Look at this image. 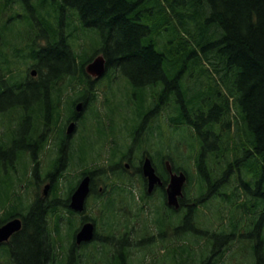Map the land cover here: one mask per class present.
Returning a JSON list of instances; mask_svg holds the SVG:
<instances>
[{"label": "trees", "instance_id": "obj_1", "mask_svg": "<svg viewBox=\"0 0 264 264\" xmlns=\"http://www.w3.org/2000/svg\"><path fill=\"white\" fill-rule=\"evenodd\" d=\"M36 1L0 0V10L2 12L9 5H18L9 11L12 16L10 19L25 21L22 9L32 11L30 7H35ZM51 1H54V7L45 6V3L50 4ZM51 1L42 0L43 7L38 11L47 27L46 32L39 28L40 25L36 27L27 24L30 26V57L25 62L34 60L37 63L34 67L40 72V76L32 81L31 107L28 108L27 116L16 113L17 116L21 115L22 123L13 125L14 120L8 119L7 128L13 133L29 130L34 138L31 142L38 141L42 148L54 140L52 144L55 149L50 148L48 153L55 152L53 161L44 172L36 165L32 175L34 182H26L38 184L44 179L49 180L52 196L45 201L37 196L28 206L21 204V209L18 206L7 207L8 199L17 195L13 190L14 183H24L27 177V166L24 165L19 176L18 164L24 154L16 150L17 145L9 151L0 149V172H6L0 178V186L4 189L0 193V225L12 218L23 219L22 229L15 233L8 245L1 246L10 262L13 259L15 264H50L54 260L57 238L52 233L58 231L56 222L59 204L62 201L69 208L71 191L81 177L87 174L97 177V174L106 172L108 180V171L113 175L107 184V191L98 192L95 187L96 191L93 193V197L102 199L104 206V219H101L107 224L104 233H114V226L119 220H114L115 211L118 212L114 204L118 197L128 196V204L131 208L134 207L136 219L149 209L145 208V204L155 194H143L139 200L134 188L122 182V172L115 171L111 166L127 150L122 149L118 143L119 134L115 130V118L112 117L119 110L117 102L121 101L116 98V92L111 88L110 92L105 89V93L109 92L111 96L107 95L103 101L109 111L105 115L97 111L92 120L89 117L87 120L85 115L86 118L82 120L84 128L77 146H72L74 140H70V144L67 141L68 136L70 137L66 134L67 122L77 115L86 114L91 107L89 105L99 97L95 89L101 82L92 80L85 68L93 57L102 53L107 59L108 76L114 77L116 73L111 70L119 69L131 88V97L136 107L126 126L132 131L134 143L142 148L147 137L156 135L157 139H162L164 133L171 130L170 133L176 132L173 135H180L181 143L187 142L191 146L197 171L196 193H191L186 185L184 196L180 199L181 207L174 211L165 206L162 199L164 195L159 194V200L164 205L159 210L158 220L156 221L152 208L149 209L152 222L151 217L145 215V222L149 225L158 223L161 242H164V232H167L169 215H173L176 222L175 235L180 234L184 241L172 249H168V243L162 246L163 249H168L169 259H175L177 264L186 263L192 255V249L202 245L200 239L207 238L208 242L204 245H210L211 250L202 256L198 264H216L221 245L233 241L235 237L237 245L240 244L239 249L246 245L247 255L253 256V264H264V0H145L142 3H139L141 0ZM68 5L80 27L73 24L70 16L68 19L65 8ZM43 10L46 12L43 13ZM78 28L96 30L98 45L89 54L87 51L77 52L74 49L72 40L74 42V30ZM162 34H165L166 41L160 45L159 37ZM207 34L208 38L205 36ZM47 36H51V39L42 45L40 40ZM205 60L209 62V66ZM16 70L19 68L16 67ZM193 71L199 76L207 77L208 83L200 84L197 88L190 87V78L200 79L197 76L196 79L191 77ZM111 82L110 80L109 84ZM156 85L160 87L158 91L155 89ZM148 87L153 89L157 102L146 115L144 101L147 95L144 89ZM80 101L84 102V106L77 113L76 105ZM12 110L18 111V106L15 105ZM231 110L235 120L231 116ZM3 111L5 109L0 105V112ZM163 111L168 112L167 130L160 129L157 121ZM92 132L98 133L102 141H106L108 132H111L110 138L112 142H116L109 153H105L108 163L103 166L100 165L103 156L97 152L98 149L85 145V142L95 139L86 136ZM187 133H190V137ZM2 136L3 131L0 132V146ZM154 158L158 163L162 159L159 155ZM169 158L173 159L171 155ZM211 162L225 164V170L219 174L218 165L213 169ZM66 166L69 171L72 169L76 172L77 179L74 187H70L67 198L62 199L60 191L64 174L61 171ZM174 166L176 172L187 171L186 167ZM241 168L250 173L252 180H246L240 175ZM186 174L191 185L192 177L188 171ZM238 175L241 177V186L234 187L231 180ZM239 187H242L240 192ZM248 193L251 197L244 198ZM240 197L241 200H238ZM215 200L220 202L214 214L215 219L220 222V228L211 231L208 220L202 221V217L209 218L204 208H208L209 203ZM226 207H230L228 211ZM239 208L248 217H245L246 224L241 227L236 212ZM68 210L71 213L67 218L70 228L74 211ZM50 216L55 221L52 228L48 224ZM60 219L59 213V249H62ZM253 219L257 220L256 231L247 233L249 221ZM244 228V231L240 230ZM128 230L130 231L129 226ZM76 231L77 228L69 237V248L62 251L59 264H72L74 261L78 264L76 260L80 253L73 242ZM208 231L212 233L210 237ZM148 232L150 233L145 226L140 234L142 240L137 244L142 247V251L146 250L141 258L143 261L149 247L153 245L152 241L142 244L146 237L152 235ZM107 248L96 247V251L102 253V258L108 260L107 264H130V246L125 249L119 246L108 251ZM67 259L68 262L65 263Z\"/></svg>", "mask_w": 264, "mask_h": 264}, {"label": "rangeland", "instance_id": "obj_2", "mask_svg": "<svg viewBox=\"0 0 264 264\" xmlns=\"http://www.w3.org/2000/svg\"><path fill=\"white\" fill-rule=\"evenodd\" d=\"M34 1V0H32ZM51 1V0H50ZM138 1V0H137ZM142 1L145 0H141L139 3H142ZM45 6H49L50 8L54 7V1H51L50 4L45 3ZM150 6V5H148ZM42 0H37L35 2V8L39 9L42 8ZM66 8V13L68 14V19L69 16L71 17V19H73V24L75 26L78 25V27H80V24H78L77 18L74 14H72V12H70L69 10H72V8H70V6L65 7ZM13 26H15L16 28H20L23 25L20 23H17L15 20L12 21ZM193 28V25H192ZM194 30V28H193ZM165 33H167L168 31H164ZM74 36H75V40L73 42L72 40V44L74 43V49L77 52H84L87 51V53H91V51L93 50L94 47H96L98 45V35L96 34V30L94 28H87V29H82V28H78L77 30H74ZM207 38L209 37V34L205 35ZM215 38V35L213 36V40ZM211 39V38H210ZM166 41V36L165 34H162L159 37V43L160 45H163ZM102 54V53H100ZM99 54V55H100ZM96 55L95 57L99 56ZM93 57V58H95ZM211 61V60H210ZM205 63H208L207 65L209 66V62L207 60L204 61ZM212 62V61H211ZM198 68L200 69V66L198 65ZM191 77H195L200 78L199 80H194V78L189 79V86L190 87H198L200 84H207L208 83V79L207 77L205 78L204 76H199L197 74V72L193 71L191 73ZM118 75V76H116ZM114 78L115 81L113 83L115 84H120V85H115V84H106L104 81L101 82L100 84H98L97 89H95L98 94H99V99L94 102V104L90 107L89 110H87L86 115L87 117H89V119L91 118V113L97 112L99 110L102 109L101 107V103H105V102H101L103 101L107 95L110 96L109 92H110V88L111 90H113V92L117 93V97L120 100H123V102H119L118 103V107L120 108L119 111H117L112 117L115 118V125H116V132L119 134L118 135V143L120 145V147L122 149L126 148L128 149L130 147V145H133L130 140L128 139V137L124 134L127 133L129 131V128L127 125L128 120L130 117H132L134 108L136 107L135 103L132 100L131 97V93L129 92L130 90L127 88L128 86L126 85L127 83L125 82L126 80L123 79L121 73H117ZM92 77V76H91ZM126 83V84H124ZM115 86H117L119 88V92H125L126 94L123 95L122 93L119 94V92L117 91V89L115 88ZM105 89H107L109 92L105 93ZM115 93V96H116ZM153 93V92H152ZM133 95V94H132ZM111 97V96H110ZM206 101V100H205ZM108 111V109H107ZM109 112V111H108ZM231 116L232 115V110H231ZM234 120L235 117L233 116ZM7 118H3V121H7ZM157 121L160 124V129L163 130V128H165L167 130V125H168V112L167 111H163L161 118L157 119ZM0 123H1V119H0ZM84 127L81 126V129L76 130L75 133L72 136L71 140L73 141V146L76 145L77 139L79 137V133L80 131H82ZM5 129V126H1L0 125V131ZM171 130H169V132L166 131V133H164V137L162 139H157L156 135L147 137V140L145 142L146 147L148 148V150L154 154V157L157 156L156 152L159 149H166L167 147L170 148V155L173 159H169L167 157V161H169L170 163L176 165V166H182V167H186V170L189 172L190 177H192V184L190 185L189 182L187 181L185 183L184 186V190H183V196H184V191L186 189V185L190 188V192L195 194L196 193V189H195V184H196V178H197V171H196V167L194 165V161H193V157H192V150H191V146L187 143V142H180V135L177 133L176 135L174 132H171ZM188 137H190V133H187ZM173 136V138H172ZM53 141H50V144H48L43 152L41 153V155L38 154V156L33 157L32 155H24L22 157V159L20 160V163L18 164V175L20 176V174L23 171L24 165L27 166V177L24 180V183H21L19 181H17L16 183H14V191L17 195H13L10 197V199H8L7 201V207L9 206L10 208H14L15 206H18L20 209V205L22 204V206H28L30 204L31 201H33V199L37 196H41L44 198H48L50 199L52 196L51 190L49 189L47 194L44 193L45 187L46 185L49 184V180L44 179L42 181H40L38 184H26V182L28 180L33 181L32 179H34V177H32V170L33 168L37 165L38 168H40V170L42 172H44L46 170V168L49 166V163H51V161H53V158L55 157V152H51V154H48L50 152V148L55 149V147L52 144ZM86 148V147H85ZM87 149V148H86ZM111 149V148H110ZM97 152H99L102 156H103V160L100 161V165L103 166L105 163H108V159H106V154L105 153H109L108 149L105 148H99L97 150ZM180 152V154H175V153ZM186 157V158H184ZM37 160V162L39 163H35ZM36 165H35V164ZM211 164L214 166L213 169H215V166L217 163H213L211 162ZM217 171L220 173H222L225 170L226 165L225 164H217ZM69 168L66 166L62 172H65V175L62 177L61 179V191H60V198L62 199H66L68 193L70 192V187L74 186V184L76 183V172L74 170H70L68 171ZM186 171V173H187ZM242 172V173H241ZM241 172L240 175L245 177L246 180H252V177H250V173L246 172V170L244 171V169L241 168ZM109 175H110V180L113 178L112 172L108 171ZM6 174V172L4 170H2L0 172V178H2V176H4ZM243 174V175H242ZM12 175H15L12 173ZM188 176V174H187ZM94 178L97 179L98 183L96 184V190H98V192H103L105 191L108 187L107 184L109 183L110 180H108L109 178L107 177L106 172L103 173L101 172L100 174H97V177L94 175ZM189 178V177H188ZM232 184L235 186H241V182L234 177L232 180ZM34 182V181H33ZM114 182V180H113ZM254 186V185H252ZM95 190V191H96ZM103 190V191H102ZM242 190V187H239L238 192H240ZM4 189L0 186V193H3ZM96 192V193H98ZM136 193H138V191H136ZM94 195V194H92ZM193 196V195H192ZM251 197V195L248 193L244 198L247 199V197ZM90 198V197H89ZM88 198V202L92 203L93 201L91 199ZM1 200V199H0ZM153 200L159 201V195L155 194L153 196ZM189 200H192L189 199ZM241 200V197L238 199ZM128 196L127 198H125L124 196H120L118 197V200H116V204L118 207H120L123 210V213H128L126 218L124 219L125 221L128 222V226H129V239L127 246L131 247V255H130V259H129V263L130 264H177V261L174 259L170 260L169 259V253L167 252L168 249H172L176 246L181 245V243L184 241L183 238H180V234L175 235V229L170 230V233L167 232L165 234L164 237V242H161L160 240H156V241H152V246L149 247L148 251H147V255L144 258V261L141 260V258L143 257V253L146 251H142V247L137 245L138 242H140L142 240V235L140 236V234H142L144 227L146 226L147 229L150 231V233L148 232V234H153L155 232V225L154 223H152L151 225H149V223L145 222V215L148 216V218L152 217V213L150 212L149 209H146V212L138 219L135 218V213L134 212V207L131 208V205L128 204ZM187 204V202H186ZM220 205V202L215 200V201H211L209 203L208 208H204V211L206 213L209 214V218H207L206 216L202 217V221H204L205 219L208 220V227L211 231L213 230H218L220 228V222L217 221V219H215L214 214H216V210L218 208V206ZM61 206V205H60ZM130 206V207H129ZM230 207H226L227 211L229 210ZM2 209V208H1ZM3 212V209H2ZM61 212H63V218L62 220L60 219L61 223V230H60V235H62V249L60 250V254H59V263L60 260L62 258V251L64 252L65 250H68L69 245H70V238L74 232V230H76V227L78 228L80 226V222L78 221L77 218H74L72 220V223L69 225L67 223V218L69 216L68 212H66V209L63 207L62 209H59V213L61 214ZM239 215V219H240V225L239 227H241V225H245V220L246 216L243 215L242 213V209L239 208L236 211ZM87 213V212H85ZM229 212H226V214ZM134 214V215H133ZM246 217V218H245ZM121 218V217H120ZM120 218H118L120 220ZM77 220V221H76ZM118 220V221H119ZM173 220V224L176 223ZM229 222V219H227ZM248 220V219H247ZM248 222V221H247ZM257 220L253 219L251 221H249V225L248 228L246 230L247 233H251L256 231L257 228V224H256ZM172 223V222H171ZM206 223V222H205ZM49 226L52 228L55 224L54 221V217L50 216L49 217V222H48ZM117 228V235H119V227L116 226ZM246 228L244 229H240L241 231H244ZM263 229V233H264V225L262 227ZM133 231V233H131ZM69 233V234H68ZM212 235L211 232L208 231V237H210ZM53 237L57 238V232H53L52 233ZM190 237L192 238V235L190 234ZM189 237V238H190ZM188 238V235H187ZM149 241V240H148ZM148 241H143L142 244H146V242ZM249 241V239H248ZM99 242V241H96ZM200 244H202L201 246H195L192 249V255L191 257L187 260V262H181V264H198L200 262V260L202 259V256L204 254H208L211 250L210 245H204V243H207V238L204 239H200ZM168 243L169 248H165L163 249L162 246L164 244ZM237 241L236 238H233V241L227 242V243H223L221 245V253L218 255V262L216 264H253L254 259L253 256H249L247 255V247H245L246 245L241 246V248L239 249L238 246L240 244L237 245ZM151 245V244H150ZM148 245V246H150ZM199 245V244H198ZM57 246V245H56ZM96 247L97 245L95 243H90L89 246H85V247H79L77 249V252H79V256L77 258L76 261H78V264H107L108 260H106V258H102V253L101 252H97L96 251ZM60 248V246H59ZM113 247H109L107 248V251ZM246 248V250H245ZM56 251V250H55ZM166 253V254H165ZM0 264H15V262L13 261V259L10 262V258L8 257V254L6 253V251L2 248H0ZM64 255V254H63ZM105 255L107 256V254L105 253ZM186 256V255H185ZM54 258V257H53ZM88 258H90V260L88 261ZM95 258V259H94ZM102 258V260H101ZM108 258V256H107ZM98 259V260H96ZM180 260V258H179ZM93 261H95L96 263H94ZM68 262V259L65 261V263ZM51 264H57L55 262V259L53 260V262ZM72 264H75V261L72 262Z\"/></svg>", "mask_w": 264, "mask_h": 264}, {"label": "flooded vegetation", "instance_id": "obj_3", "mask_svg": "<svg viewBox=\"0 0 264 264\" xmlns=\"http://www.w3.org/2000/svg\"><path fill=\"white\" fill-rule=\"evenodd\" d=\"M16 6L18 5H9L6 10H3L2 12L0 10V105L5 109V111L0 112V117H5L7 119H11L14 121L16 120V122L18 123H22L20 119L21 115L17 116L16 113L17 112L24 113V115L27 116L28 108L30 109L31 107L30 98L32 97L31 92L33 89L32 81L37 79L40 76L39 70L36 67H34V65L37 64L34 60L30 59L27 63L25 62V60L29 59L30 57L29 28L31 25L36 26V27H39L40 25L39 28L43 29L46 32L47 27H45V22L40 19V15L38 14L39 9L33 6L30 7L32 10V11H29L30 13L26 9H22V16L25 17L26 20L18 21L17 23H20L23 26L20 28H16L15 26H13V23H12L13 20L10 19V17L12 16L9 14V11L13 7H16ZM45 12L46 10H43V13ZM27 24H30V26H28ZM50 39H51V36H47L44 39H41L40 41L42 42V45H45ZM16 67L19 68L18 71L16 70ZM33 69H36V74L31 73V70ZM108 72H109V69L105 75L101 77H97V78L92 77V80L99 82V83L104 81L106 84H109V81L111 80L112 81L111 83L115 84L113 83L115 81V78L109 77ZM111 72H114L117 74V73H120V70L112 69ZM115 85H120V84H115ZM126 85L128 86L127 88L131 90L130 86L128 84ZM115 88L119 92V88L117 86H115ZM155 89H157L158 91L160 87L156 85ZM152 91L153 89L151 87H148V89L146 90L144 89V92L147 95V99L144 101V106L146 107V112H147L146 115L149 114L148 110L152 108L157 102V100L154 98V95H153L154 93H152ZM121 93L123 95L126 94L125 92L120 91L119 94ZM116 98H118L117 93H116ZM119 102H123V100L118 101L117 104ZM15 105L18 106V111L12 110V108H14ZM103 107L104 109L107 110V105L105 103L103 104ZM107 112H105V114ZM85 115H86L85 113L81 116L77 115L74 118L69 120V122L76 120L75 131L81 129L82 120L86 118ZM131 132L132 131H128L127 133H125V135L128 137V139L133 145H130V147L126 150V152L121 154V157L117 158V161H115L111 166L114 169H116L115 171L122 172V176H123L122 182H125V184H129L130 186H132L135 190V193L136 191H138L137 196H139L138 197L139 200H141L140 196L143 194H147L148 196H151V195L153 196V194H158V195L163 194L164 197H162V199L165 202V206L169 207L172 211H174L176 208L172 205H169L168 200H167V186L170 182L172 172H176L174 169L175 168L174 164L167 161V157L168 158L170 157V148L167 147L166 149H162L160 151L158 150L156 152L157 156L159 155V157H162V159L160 158L159 163H158L156 162L154 155L148 150V148H145L146 147L144 146L145 143L143 144L142 148L139 147L138 143H134V137L131 138ZM81 135L82 133L80 131L79 137L77 139L75 146H77V144L80 142ZM72 136L73 135H70V137L68 136V140H67L68 144H70L71 142L70 140L72 139ZM86 136L95 138L93 141L85 142V145L88 148L95 147L96 149H99L103 147L105 149L111 150L110 148L116 145V142H112L110 138L111 132H108V138L106 139V141L100 140V135L95 132L87 133ZM145 137H147V134H145ZM20 139L22 140L23 143L20 142ZM32 139L34 140L29 130L24 131V132H14V133L9 131L3 134L2 139H1L2 144L0 146V149L2 151H9L14 145H17L16 150L20 151L24 155H28V156L33 155V154H35L36 156H38V154L41 155L45 147L42 148L41 144L38 141L31 142ZM59 139H60V136H59ZM16 140H18L17 143H16ZM147 158L151 159L153 166L155 167V171L161 180L160 183H157L155 185L152 191L149 190V187H150L149 177L145 175L144 169H143L144 162ZM35 163H39V162H37L36 160ZM160 169H162L164 172H161ZM237 179L241 181L240 175L237 176ZM79 182L80 180L77 182V184ZM97 183H98L97 179H95L92 176L91 182H90L91 192H90L89 199H91L93 202L90 203L88 202V199H87L81 211L72 210L74 211L73 217L77 218L78 221L80 222V226L77 228L76 232H78V230L84 223L92 221L95 225L94 237L92 238L90 242L81 243V244H78L74 237L73 242L75 246L77 247V249L79 247H85V246L87 247L89 246L90 243H95L97 246H103V248H106L109 246V247H113L110 249H115L120 246L122 249H125L128 244L127 240L129 239L128 237L129 230H128V222L125 221L124 219L126 218L128 213H125V212L123 213V210L120 207H118L117 204L115 203L114 207L118 209V212L115 211L116 217L114 218V220L120 217L121 218L118 222H116L114 226L113 234L108 235L107 233H104L103 230L107 224L101 220V219H104L103 218L104 206L101 201L102 199L95 198L93 197L94 195H92L95 192L94 188L96 187ZM93 198L95 199L93 200ZM40 199H44V201L45 199L48 200V198H44V197H41ZM160 201L161 200L153 201L152 199L148 204H145V208L153 209V213L155 214L156 221L158 220V216L160 214L159 210H161L162 205H164V203ZM68 206L69 208H66L63 202L61 201V204H59V207L57 210L56 224H57L58 231H57V242H56V245H57L56 254L54 257L55 262L57 264H59V209H62L64 207L66 209V212H68L69 211L68 209H70V200H69ZM180 207H181V204H180ZM62 213L63 212H61V220L63 218ZM68 214L71 215L70 212H68ZM172 217H173L172 214L171 216L169 215L168 225L166 228L167 232L169 233H170L171 228L174 229ZM19 218H21L22 220V227H23V219L22 217H19ZM105 219H108V218H105ZM152 219L153 218L151 217L150 218L151 222H152ZM154 225H155V232L149 238L146 237L145 241H148V240L158 241L159 240L161 231L159 230V225L157 222H154ZM116 226L119 227V231H118L119 235H117ZM167 232H164V234H166ZM15 233L9 238V240L0 243V248L1 246L4 247L8 245L13 240ZM131 233H133V231ZM96 241H99V242H96ZM52 262H50V264Z\"/></svg>", "mask_w": 264, "mask_h": 264}, {"label": "water", "instance_id": "obj_4", "mask_svg": "<svg viewBox=\"0 0 264 264\" xmlns=\"http://www.w3.org/2000/svg\"><path fill=\"white\" fill-rule=\"evenodd\" d=\"M107 69L106 60L102 55L95 57L86 65V71L94 76H102ZM36 74V70H32ZM83 103L78 102L76 110L81 111ZM75 130V122H71L67 127V133L71 135ZM144 173L149 177L150 187L152 190L157 183H160V177L155 171V167L150 158H147L143 165ZM187 180V175L184 172L172 173L170 182L167 186L168 203L175 207H179V198L183 195L184 186ZM91 176L86 175L78 184L77 188L73 191L70 198V207L76 211H81L85 204L86 198L90 192ZM49 186H46L45 193L47 194ZM22 228V220L19 217L12 218L0 226V243L9 240V238ZM95 225L89 221L84 223L76 234V242H88L94 237Z\"/></svg>", "mask_w": 264, "mask_h": 264}, {"label": "bare ground", "instance_id": "obj_5", "mask_svg": "<svg viewBox=\"0 0 264 264\" xmlns=\"http://www.w3.org/2000/svg\"><path fill=\"white\" fill-rule=\"evenodd\" d=\"M69 6V5H68ZM189 78V77H188ZM184 79H186V78H184ZM191 79V78H190ZM185 82H186V80H185ZM188 85V84H187ZM227 185V184H226ZM224 189V188H223Z\"/></svg>", "mask_w": 264, "mask_h": 264}]
</instances>
